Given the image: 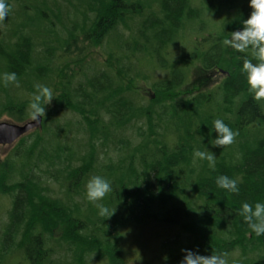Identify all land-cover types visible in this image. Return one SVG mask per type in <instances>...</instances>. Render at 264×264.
Listing matches in <instances>:
<instances>
[{
	"label": "trees",
	"instance_id": "trees-1",
	"mask_svg": "<svg viewBox=\"0 0 264 264\" xmlns=\"http://www.w3.org/2000/svg\"><path fill=\"white\" fill-rule=\"evenodd\" d=\"M62 1L72 8L66 18L56 1L6 0L10 11L0 20V76L15 72L17 82L5 86L0 80V120L3 114L15 123L33 117L29 105L37 83L51 89L53 70L72 57V53L65 57L58 51L59 44L71 48L83 38L104 49L118 72L99 64L91 66L90 73L79 68L63 79L59 99L64 104L55 110L54 121L50 122V114L46 116L45 127L50 122L59 129L49 137L50 148L42 145L47 141L36 131L28 136L35 137L31 147L26 146L27 138L21 139L15 150L16 163L8 158L2 164L0 200L12 198L8 209L0 204V264H61V257L55 260L54 250L47 245L49 239L65 244V254H72L75 264L91 258L93 263L124 264L120 230L132 224L142 227L162 215L164 222L181 228L193 240L185 253L173 255H178L179 264L185 256L188 259L183 264L189 259L203 264L202 257L230 258L238 252L239 264H264V234L249 229L238 211L244 202L253 206L264 202V98L254 99L241 71L245 58L257 63L251 49H233L229 75L210 92H200L168 110L164 128L155 107L139 92L124 87L121 79L148 81L149 72H163L160 80L150 84L156 94L152 103L163 107L161 96L187 85L193 67L200 64L209 73L224 64L229 49L224 40L249 17V0ZM17 7L18 20L11 16ZM70 13L76 14L77 21ZM69 17L78 32H69L67 37L33 34L46 28L53 31L55 21L63 25ZM187 40L189 50L184 47ZM206 40L210 43L205 44ZM143 60L147 65L155 63L156 68L150 69ZM143 67L149 72L140 71ZM67 110L77 114L88 136L77 165L71 163L76 147L69 145L71 132L64 145L52 143L65 132L58 117ZM217 119L237 133L231 144H211ZM141 122L152 136L146 138L148 134L138 129L137 140L132 126ZM155 124L162 128L160 132ZM111 139L120 153H126L119 159V168L110 164L103 168L106 174L99 171L111 184L108 201L114 213L109 218L82 217L76 202L86 196L85 184L92 171V176L98 171L99 152ZM197 150L211 151L214 167L195 157ZM45 163L48 175L62 179L67 201L48 195L50 189L35 175L34 168ZM220 175L235 179L239 192L217 187L215 180ZM6 211L7 220L3 219ZM61 227L62 236L57 239L55 232ZM66 264H71L69 258Z\"/></svg>",
	"mask_w": 264,
	"mask_h": 264
},
{
	"label": "rangeland",
	"instance_id": "rangeland-1",
	"mask_svg": "<svg viewBox=\"0 0 264 264\" xmlns=\"http://www.w3.org/2000/svg\"><path fill=\"white\" fill-rule=\"evenodd\" d=\"M50 2L56 1L58 7L62 9V16L66 18V13L72 9L69 4H65L64 1L62 0H49ZM21 10V9H20ZM19 8L17 7L14 11L11 12V16L16 17L15 19H19L20 16ZM71 19L76 18V14L70 13ZM68 19V21L65 19L63 25L59 23V21H55L54 24L56 25V28L48 29H43L38 33L36 30L33 32V34H53L57 36H63L67 37L69 35V32H78L76 28L73 27V22L71 19ZM76 20V19H75ZM77 21V20H76ZM47 24V23H46ZM45 24V25H46ZM48 25V24H47ZM2 26L0 25V29ZM43 28V27H42ZM56 29V30H54ZM8 32V29H6ZM57 31V32H56ZM48 32V33H47ZM212 35V34H211ZM205 39V37H203ZM207 39V38H206ZM57 44L58 42H54ZM210 41L206 40L205 44H209ZM59 49L58 51L62 52L65 57H68L70 53L71 58L68 59L65 62H61L58 64V68L53 70V79H52V86H51V93H52V100L48 102L47 100L44 102L43 105V111L41 112L42 118H43V123H42V128L37 130L39 132V137L44 138L45 141L42 145L47 146L50 148V141L49 137L52 134H55L54 131L58 130V127H55L54 125L51 126L50 122L55 118L54 112L55 110L59 109V106H62L64 103H61V100L59 99L61 89L63 88V81L65 80L66 77H72L74 75V71L78 70L79 68H84L86 69L84 72L85 73H90V67L93 66L92 68L95 67V65H107L111 66L115 72L117 73V67L112 61H108V56L105 54L104 49L102 50L100 47L96 45H91L88 41H83V38H80L76 40L75 46L69 48L68 45L64 44H59L58 45ZM184 47L189 50L191 48V44L189 40H187L184 44ZM180 53H183V50L179 51ZM63 57V59L65 58ZM234 55H233V49L229 47L226 55H225V62L222 64L220 67L215 69L214 71H210L209 73L204 72L202 70V67L200 64H198L196 67H193L191 70V77L190 81L187 85L172 91L164 96V98H161L164 100L162 104H165L163 107H159L158 104L152 103V100L155 99V91L153 88L150 87V84H153L154 82H157L158 80L163 77V72H149L147 68H142V70L145 74L148 73L150 76L149 80L146 81L144 79H135V80H129L127 78L122 77V82L124 84V87L132 89L136 92H139L144 96V98L147 99V104L151 107H155L154 109L158 112L160 121L158 122L159 124L163 125L162 128H164V124L167 123V120L169 118V111L170 109L174 108V106H178L179 103L183 100H188L192 97H194L196 94L200 92H210L213 87L217 86L220 84L226 76L229 75L230 68L234 64ZM54 62V60H53ZM51 62L50 64H52ZM143 63L147 65V60H143ZM151 63V64H150ZM148 62V67L150 69H155L156 64L153 62ZM49 64V63H48ZM49 64V65H50ZM57 64V63H54ZM57 67V66H56ZM88 67V69H87ZM152 77V78H151ZM64 79V80H63ZM46 83V81L44 82ZM38 85H42V82L37 83ZM150 101V102H149ZM47 113L50 114V122L46 124V116ZM7 114L2 115V119L0 122H7V120L12 121L9 119ZM76 113H73L72 111L67 110V112L60 117H58L59 122L58 123L61 127L64 126L63 128L65 129V132L60 134V140L59 138H53L52 143H54V146L60 144H63L67 142L65 137H67L68 132H71V137L69 138V145L76 146L75 149L73 150L74 152V157L72 159V164L74 165L79 164L80 158L83 156V150L85 149L84 147H81L82 144L86 143L88 140V136L85 134L83 127L84 124L77 118ZM52 116V117H51ZM162 116V117H161ZM164 116V118H163ZM48 117V116H47ZM31 118V117H30ZM33 118V117H32ZM31 118V119H32ZM54 121V120H53ZM69 123L72 127H65V124ZM158 124H155V129H157L158 132L162 129ZM133 129V136L138 140V129L141 130V133H147L148 136L146 138L152 136V132L148 131V126L145 125V123H137L132 126ZM35 130H33L31 133H35ZM131 134V131L129 132ZM29 134V135H30ZM120 134V133H119ZM27 135L24 138H27L26 141V146L27 148L31 147L32 145L35 144V137L28 138ZM121 135V134H120ZM151 135V136H150ZM112 137H114L112 135ZM20 141H17L14 145L11 146H0V172L1 174L4 172L3 163L8 159H13L14 163L17 162L19 159L18 157H15V150L17 146L19 145ZM41 145V146H42ZM78 145V146H77ZM39 148V149H38ZM37 151V157L39 156L38 152L41 150L40 145L36 147ZM130 152V151H128ZM127 152V153H128ZM126 155V153H120L116 149V144L113 142L111 139L109 143H107V147L102 149L99 152V157L97 159V165L96 168L98 171H96L95 175H99V171L103 172V168L112 165L111 167L113 169L119 168L120 164L119 159L123 158ZM37 159V158H36ZM66 160V158H65ZM35 170V175L37 177H40L44 186L49 188L50 191L47 193L48 195L52 196L53 198L56 199H61V200H66L65 192H67V188L61 184L62 179L59 178V180H56L55 177L48 175L49 173L46 172L50 169L45 164H41L39 168H34ZM54 173V170H52ZM95 171H92V174ZM92 174H90L92 177ZM103 174H106L103 172ZM53 175V174H52ZM58 176H60L58 174ZM87 177V176H86ZM85 177V178H86ZM110 177V175H109ZM84 178V179H85ZM106 178V177H105ZM87 179V178H86ZM107 179V178H106ZM109 180V179H108ZM87 184H85L86 187ZM110 192L104 197L102 201H99V203H103L110 212L114 211V208L110 207V203L108 201V195ZM11 198L12 196L9 197H4L3 199L0 200V204L3 208H7L11 206ZM67 201V200H66ZM77 204H80L81 209L79 214L82 215V217L85 218H98L100 215L98 214V209L96 208L95 204L93 202H90L87 197L85 196L84 198H80V200H77ZM8 211V210H7ZM6 212H4L3 219L7 220L6 217ZM118 216L119 214H115L114 216ZM102 217V216H101ZM164 217L165 216H157L156 218L158 220H154V218H150L148 222L143 225L142 227H139L135 224H132L131 226H128V228H123L122 231L120 232L123 234L122 236V242L120 250L123 252V260L124 264H179L177 260V256H173L176 254H183L187 250L186 248L192 244V239L189 237V235H186L182 231L181 228H177L176 226L174 227L170 223L164 222ZM62 231L63 228L61 227L58 231L55 232V238L60 239L62 236ZM177 236V237H176ZM171 240L170 244L168 240ZM168 242V243H167ZM166 243V244H165ZM48 247L52 248L55 252V257L54 259L56 260L59 256L61 257V264H66V258H69V262L71 264H75L76 262L72 259L73 255L69 254L66 255L67 253L65 252L66 245L63 243H54L52 240H48L47 242ZM66 253V254H65ZM65 256V257H64ZM173 258L171 259V257ZM164 257H167L165 260ZM224 260H228L229 263H238L242 262V258H240V253H235L234 255L224 257L222 256ZM17 261V259H14ZM94 258H91V260L87 262H83V264H105L104 262L101 263H93ZM194 261V260H193ZM195 264H197V261H194ZM107 263V262H106Z\"/></svg>",
	"mask_w": 264,
	"mask_h": 264
},
{
	"label": "clouds",
	"instance_id": "clouds-1",
	"mask_svg": "<svg viewBox=\"0 0 264 264\" xmlns=\"http://www.w3.org/2000/svg\"><path fill=\"white\" fill-rule=\"evenodd\" d=\"M249 7L252 11L249 17L242 21V28L231 32V36L224 40V44L238 52L251 49V54L257 63L254 64L252 60L245 58L241 71L246 75L249 91L253 93L254 99L259 100L264 98V0H249ZM9 11L10 7L6 0H0V20H3ZM0 80L7 86V84L16 83L17 76L15 72H6L0 76ZM52 99V93L48 87L42 85L36 87L29 105L34 119L44 110L41 107L42 101L50 102ZM213 131L216 132V137L211 144L218 147L231 144L237 134L220 119L213 122ZM194 156L201 160H207L209 166L214 167V154L211 151L197 150L194 152ZM215 183L217 187L228 192H239L237 181L226 175L216 177ZM111 190L110 182L102 176H92L87 182L86 197L95 204L98 214L102 217L109 218L114 213L110 212L103 203H99ZM238 211L249 229L257 235L264 234V202H256L254 206L244 202ZM164 259L166 260L167 257ZM185 259L188 257L185 256L181 264ZM201 259L203 264H226L221 256H208ZM188 264H195V262L189 259Z\"/></svg>",
	"mask_w": 264,
	"mask_h": 264
},
{
	"label": "water",
	"instance_id": "water-1",
	"mask_svg": "<svg viewBox=\"0 0 264 264\" xmlns=\"http://www.w3.org/2000/svg\"><path fill=\"white\" fill-rule=\"evenodd\" d=\"M43 118L39 114L35 119L22 124L0 122V146L14 145L18 140L36 129H41Z\"/></svg>",
	"mask_w": 264,
	"mask_h": 264
},
{
	"label": "bare ground",
	"instance_id": "bare-ground-1",
	"mask_svg": "<svg viewBox=\"0 0 264 264\" xmlns=\"http://www.w3.org/2000/svg\"><path fill=\"white\" fill-rule=\"evenodd\" d=\"M36 131V130H35Z\"/></svg>",
	"mask_w": 264,
	"mask_h": 264
}]
</instances>
